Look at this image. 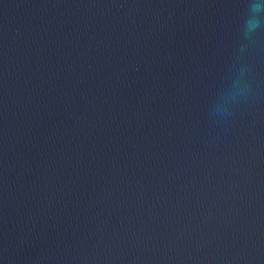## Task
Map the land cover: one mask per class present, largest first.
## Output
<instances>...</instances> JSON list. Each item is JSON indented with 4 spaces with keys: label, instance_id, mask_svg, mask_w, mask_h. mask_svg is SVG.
<instances>
[{
    "label": "water",
    "instance_id": "1",
    "mask_svg": "<svg viewBox=\"0 0 264 264\" xmlns=\"http://www.w3.org/2000/svg\"><path fill=\"white\" fill-rule=\"evenodd\" d=\"M255 2L0 0V264H264Z\"/></svg>",
    "mask_w": 264,
    "mask_h": 264
},
{
    "label": "clouds",
    "instance_id": "2",
    "mask_svg": "<svg viewBox=\"0 0 264 264\" xmlns=\"http://www.w3.org/2000/svg\"><path fill=\"white\" fill-rule=\"evenodd\" d=\"M264 10V0H256L255 3L252 4V11L259 12ZM259 26V21L255 19H250L247 22V27L249 31L255 30Z\"/></svg>",
    "mask_w": 264,
    "mask_h": 264
}]
</instances>
